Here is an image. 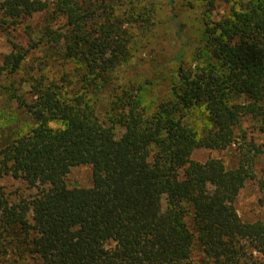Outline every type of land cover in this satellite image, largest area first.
<instances>
[{"label": "trees", "instance_id": "obj_1", "mask_svg": "<svg viewBox=\"0 0 264 264\" xmlns=\"http://www.w3.org/2000/svg\"><path fill=\"white\" fill-rule=\"evenodd\" d=\"M128 4L0 0V31L35 13L63 18L38 42L77 63L83 85L72 97L52 83L32 85L30 102L15 96L34 126L0 149V177L32 192L11 201L0 187V261L14 243L38 264H193L195 250L214 264H264V221H245L235 208L257 152L240 147L233 166L190 157L234 145L245 117L264 132V0H240L198 40H184L168 93L152 107L140 87L124 89L104 116L103 93L131 55L127 25L143 20L140 5ZM12 48L0 69L20 67L27 51ZM194 108L204 112L199 131L187 121ZM78 165H90L91 186L67 185Z\"/></svg>", "mask_w": 264, "mask_h": 264}, {"label": "rangeland", "instance_id": "obj_2", "mask_svg": "<svg viewBox=\"0 0 264 264\" xmlns=\"http://www.w3.org/2000/svg\"><path fill=\"white\" fill-rule=\"evenodd\" d=\"M123 1L127 6L129 1L134 3L135 8L140 5V11H144V15L142 22L127 25L131 34V55L113 73V84L109 86L107 93H103L100 113L104 116L108 109L110 112L115 111L111 109V102L124 89L134 93L140 87L148 108L164 98L178 68L179 62L175 60V55L181 50L183 41L187 38L191 41L198 40L206 25L226 14L231 7L238 8L240 0H213V6L207 5L208 0ZM63 23V18L52 17L50 11H47L24 17L16 26L0 31V66H3L4 57L13 50L14 44L27 51L17 70L9 72L7 67L0 69V149L34 126L31 116L15 96L30 102L33 99L32 85L39 83L55 84L70 97L82 92L81 67L73 61H65L56 48L38 42L45 26L57 28ZM183 61L189 63L190 57L184 56ZM187 121L195 131H199L205 123L204 112L200 108L192 109ZM52 125L60 126L58 123ZM241 125L244 132L238 134L234 145L223 150L195 148L190 157L200 162L211 157L220 158L225 165L233 166L239 160L241 148L251 149L252 153L257 152L254 177L240 190L235 208L245 221H264V132L259 131L256 123L248 117L242 119ZM116 131L122 132L123 127L117 125ZM243 134L244 141L241 139ZM65 181L69 187L91 186L90 165L71 167ZM0 187L11 201H18L32 192L22 179L10 175L0 177ZM162 204L165 206L164 197ZM187 223L191 225L189 218ZM14 246L12 243L0 264L39 263L24 251V247L19 246L17 249ZM192 259L193 264H214L205 262L204 255L198 250L192 253Z\"/></svg>", "mask_w": 264, "mask_h": 264}]
</instances>
